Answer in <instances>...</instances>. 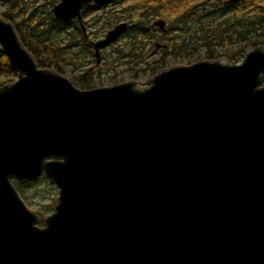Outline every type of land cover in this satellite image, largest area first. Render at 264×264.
I'll return each mask as SVG.
<instances>
[{"label":"water","instance_id":"1","mask_svg":"<svg viewBox=\"0 0 264 264\" xmlns=\"http://www.w3.org/2000/svg\"><path fill=\"white\" fill-rule=\"evenodd\" d=\"M126 30L92 43L97 64ZM0 51L17 74L0 87V264H264V47L83 91L1 16ZM40 177L58 190L43 227L11 183Z\"/></svg>","mask_w":264,"mask_h":264},{"label":"trees","instance_id":"2","mask_svg":"<svg viewBox=\"0 0 264 264\" xmlns=\"http://www.w3.org/2000/svg\"><path fill=\"white\" fill-rule=\"evenodd\" d=\"M124 1L116 0L113 3ZM201 1L190 5L191 0H143L134 10V15L125 19L128 26L122 35L128 37V44L131 46L127 57L133 64L143 67L140 71L142 74L149 73L150 76H154L159 71L167 69V63L175 59V54L186 49L187 39L199 43L197 47L192 48V52L185 51L186 59L182 60H188L189 56L196 57L201 53L202 61L224 59L227 64L234 65L242 61L247 50L264 47V0H240L234 4L222 0ZM38 2H41V5ZM58 2L59 0H0V7L6 8L0 16L13 25L21 44L32 55L39 68L62 75L59 64H64V61L77 56L71 51L70 57L65 58L64 48L74 49L78 45H84V57L90 55V49L79 31L77 33L72 31L67 35V31L74 23L55 19L53 7ZM180 6L182 9L172 21L176 35L167 38V33L161 34L160 39L166 40H163L157 58L150 62L143 61L145 52L138 46L140 44L138 41L146 40L148 46L149 44L152 46L151 42L154 40L152 31L155 30L152 23L158 18H163V13L172 8L179 9ZM110 22L108 20L104 24L107 26ZM188 34L194 36L187 37ZM4 74L9 78L16 77L0 51V77ZM94 75L95 69L87 70L76 79L77 84L73 86L82 91L89 90V79ZM87 76L90 78L85 80ZM7 83L12 81H4L0 83V87ZM31 184L33 182L24 183L19 187Z\"/></svg>","mask_w":264,"mask_h":264},{"label":"rangeland","instance_id":"3","mask_svg":"<svg viewBox=\"0 0 264 264\" xmlns=\"http://www.w3.org/2000/svg\"><path fill=\"white\" fill-rule=\"evenodd\" d=\"M142 1L143 0H125L124 2L113 3L99 10L93 11L87 16V18L86 17L83 18L84 22L87 23L89 26V28L87 29L88 34L90 35L92 34L93 38L94 36L95 38H97L99 35L101 36L104 35L110 28H112L117 23L122 22L127 24L128 26V21H126L125 19L128 16L134 15V10L138 7V5ZM224 1H228V0H222V2ZM199 2L202 1L191 0L190 5H194ZM40 3L41 2H38L39 5H41ZM181 9H182L181 6L179 9L172 8L171 10H168L167 12L163 13V18H158L165 22L167 38L174 37V35H176L175 32L176 29H174L175 26L174 24H172V21H174V19L177 17ZM5 10L6 8L1 6L0 14ZM26 17L27 15L24 16V18ZM16 19L18 21V18ZM108 20H110L111 22L109 25L106 26L104 23H106ZM29 22H31V20ZM152 34L154 35V40L153 42H151L152 46H150V44L148 46L146 40L138 41L140 42L138 46H140L142 50L145 52L143 54L144 57L143 61L150 62L153 59H156L157 58L156 56L160 52V47L164 43L163 40H166V39L163 40L160 39V37L162 36L160 35L159 30L157 28L152 31ZM190 36L193 37L194 35L188 34L187 37ZM99 40L101 39H85L84 41L86 42V45H89L90 42L93 43ZM187 41H188L187 42L188 45L185 46L186 49L182 50L181 52H177L175 54L174 60H171L169 62L167 61L168 63L166 62L168 64L167 69L172 67L188 66L203 60L201 53H198L196 57L189 56L190 58L188 60H182V59H186V56H184V52L188 50L192 52L193 51L192 48L197 47V43H199L196 40L195 42H193V40L191 39H187ZM128 43H129L128 37L121 36V38L116 39L113 43H111L104 49H101L99 52L100 59L98 64L95 63V58L93 56L94 52L91 45H89L90 55L88 57L83 56V52H85L84 45H78V47L74 49L64 48L63 53L65 58L70 57L71 51L72 52L74 51L77 56H74L72 60L64 61L63 62L64 64L62 63L59 64L60 68L62 69V75L54 71L53 72L70 81L72 85H76L77 84L76 79L81 75L85 74L87 70H90L92 68L95 69V75L93 76V78L89 79V86H88L89 90L96 88L113 87L128 82L134 83V86L137 89H144L149 86V81L153 76H150L149 73L142 74L140 71L142 70L143 67L139 64L136 65L133 64L131 62L132 60L127 57L131 49V46H129ZM220 62L223 64H227V62L224 59L220 60ZM134 76H137L138 78H135ZM88 78L90 77L87 76L85 80H88ZM16 80H17V74L16 77L13 78H9L5 74L0 77V83H4V81L6 82L12 81V83H7L6 85L13 84ZM11 183L15 188L18 196L26 206V208L35 215H37L38 227H43V220L47 216L53 213L54 206L57 203L58 190L56 189V187L49 184V182L43 177H40L37 181L33 182V184L24 187H19L24 184H19L13 180L11 181Z\"/></svg>","mask_w":264,"mask_h":264},{"label":"flooded vegetation","instance_id":"4","mask_svg":"<svg viewBox=\"0 0 264 264\" xmlns=\"http://www.w3.org/2000/svg\"><path fill=\"white\" fill-rule=\"evenodd\" d=\"M60 1V0H59ZM114 1H116V0H113V1H111L110 3H108V4H105V5H96V4H94V3H89V4H86V5H83L82 7H81V9H80V20H78L77 18L76 19H73V20H70V21H66L65 23H74V24H72V26H71V28L67 31V35H69L72 31L73 32H75V33H77L78 31H79V33L81 34V37H82V39H104L105 38V36H106V34L112 29V28H114L116 25H118V24H120V23H122V22H120V23H117V24H115L112 28H110L104 35H99L97 38H95V36H94V38H93V35L91 34H88V32H87V29L89 28V26H88V24L87 23H85L84 22V20H83V18H87V16L90 14V13H92L93 11H96V10H99V9H101V8H103V7H106V6H109V5H111V4H113V2ZM225 2H228V1H225ZM234 4V3H233ZM158 20H161V19H157L156 21H158ZM163 21V20H162ZM155 22V21H154ZM154 22L152 23V26L156 29H158L159 30V33H160V35L161 34H166V29H165V25H164V30L162 31V30H160L158 27H156V26H154ZM165 23V22H164ZM77 27V28H76ZM109 27V26H108ZM111 27V26H110ZM78 29V30H77ZM95 34V33H94ZM121 36H123V35H121ZM121 36L119 37V38H121ZM118 38V39H119ZM97 42V41H96ZM89 45H91V47H92V43L90 42V44ZM93 49V48H92ZM93 52H94V50H93ZM93 56H94V53H93ZM95 58V57H94ZM95 63H96V59H95ZM97 64V63H96Z\"/></svg>","mask_w":264,"mask_h":264}]
</instances>
